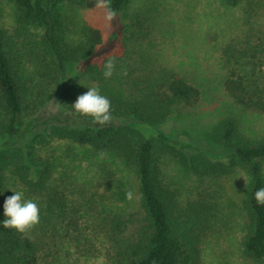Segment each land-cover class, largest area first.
Segmentation results:
<instances>
[{
  "label": "rangeland",
  "instance_id": "1",
  "mask_svg": "<svg viewBox=\"0 0 264 264\" xmlns=\"http://www.w3.org/2000/svg\"><path fill=\"white\" fill-rule=\"evenodd\" d=\"M249 2L264 5L261 0H240L233 6L223 0H130L113 21L105 18L104 9L95 8V0H87L80 9L63 3L60 11L70 59L67 77L48 86L33 73L30 75L34 78L30 85L34 88L33 100H39L43 93L52 94L32 115L40 127L83 123V116L73 114L67 102L76 101L89 87H97L106 97L138 98L147 94L164 73L171 72L198 88L199 103L192 108L177 109L178 114L162 129L191 147L163 153L158 167L161 181L175 194L181 208L201 197L209 205L217 203L212 227L197 243L199 264H264V258L254 262L243 252L247 223L241 205L247 185L245 171L236 165L225 180L216 181L196 175L185 162L198 149L211 159L227 153L205 142V136L223 118H233L238 132L247 140L256 142L264 138V115L242 110L222 87L227 71L223 48L227 44L255 45L264 39V8L251 10ZM0 23L8 32L16 26L12 3L7 0H0ZM27 31L26 43L32 45L40 31L33 27ZM91 47L94 54L88 61L80 62V54ZM112 57L114 74L105 79L104 64ZM124 70L126 76L122 75ZM105 125H129L144 137L152 132L155 137L158 132V128L139 124L132 118H111ZM38 153L50 166L45 194L34 193L8 178L5 196L20 191L24 199L38 204L40 221L28 233L41 244L39 264H104L105 242L95 224L106 212L128 213L138 207L134 170L66 140L47 141ZM110 170L114 177L106 190L100 183ZM262 173L264 176V163ZM51 190L56 193L54 196L62 197L70 216L77 211L73 217L77 231L69 230L61 218H56L59 210L55 205L52 212L48 211L47 203L53 197ZM129 190L133 193L131 201L125 196Z\"/></svg>",
  "mask_w": 264,
  "mask_h": 264
},
{
  "label": "trees",
  "instance_id": "2",
  "mask_svg": "<svg viewBox=\"0 0 264 264\" xmlns=\"http://www.w3.org/2000/svg\"><path fill=\"white\" fill-rule=\"evenodd\" d=\"M12 3L15 27L8 32L0 23V264H39L41 244L28 233L5 228L2 222L8 178L28 190L44 195L50 175V166L39 155L41 147L50 140H66L84 145L95 156H109L134 170L137 181L138 207L128 213L105 214L96 231L102 235L104 264H199L197 243L212 227L217 203L207 204L201 197L181 208L175 194L160 179L158 167L163 153L178 152L191 145L163 132L179 108H192L199 103L201 94L197 87L176 75L164 73L147 94L138 98L107 97L111 102L112 118H132L139 124L158 128L155 137L142 136L129 125H99L89 116L81 124L35 123L32 115L52 96L43 93L35 98L30 87L36 75L48 86L58 84L67 77L70 62L64 43L61 5L67 3L77 9L87 0H7ZM130 0H111L117 15ZM236 5L240 0H223ZM264 4V0H261ZM249 2L253 8H264L260 2ZM264 15V9H263ZM39 29L38 40L26 43L28 28ZM20 44L19 46H17ZM94 54L93 47L80 54L78 60L86 62ZM227 67L222 82L227 97L239 108L264 115V39L259 44L236 47L227 44L222 50ZM80 58V59H79ZM30 64V66L27 65ZM206 143H213L227 153L213 159L198 149L196 155L186 157V166L196 175L225 180L237 165L247 177L241 205L247 216L242 240L246 258L258 262L264 258V205L257 203L254 193L264 187V138L253 142L243 138L233 118H223L205 136ZM108 172V173H107ZM100 184L109 190L114 172L107 171ZM106 175V174H105ZM47 203L59 210L67 228L78 230L77 211L70 216L62 197L54 196Z\"/></svg>",
  "mask_w": 264,
  "mask_h": 264
},
{
  "label": "clouds",
  "instance_id": "3",
  "mask_svg": "<svg viewBox=\"0 0 264 264\" xmlns=\"http://www.w3.org/2000/svg\"><path fill=\"white\" fill-rule=\"evenodd\" d=\"M95 8L105 10V18L113 21L116 18V11L111 7V0H95ZM115 70V58H109L104 64L103 76L110 79ZM122 75H127L124 70ZM75 113L83 116H89L94 123L101 126L111 121V102L101 95L97 87H89L88 91L79 95L72 105ZM14 194L6 198L4 202V215L6 219L2 222L5 228H13L20 233H26L40 221L39 206L31 199H24L23 193L13 191ZM126 199H133L132 191L125 193ZM254 197L258 204L264 205V187L255 191Z\"/></svg>",
  "mask_w": 264,
  "mask_h": 264
}]
</instances>
